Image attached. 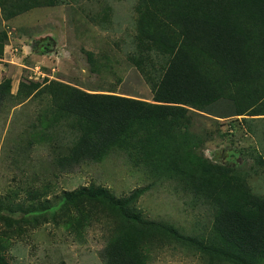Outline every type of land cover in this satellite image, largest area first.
<instances>
[{
	"label": "trees",
	"instance_id": "trees-1",
	"mask_svg": "<svg viewBox=\"0 0 264 264\" xmlns=\"http://www.w3.org/2000/svg\"><path fill=\"white\" fill-rule=\"evenodd\" d=\"M6 2L0 0L7 19L58 4L13 0L8 10ZM135 11L128 60L155 83L152 101L58 80L40 89L38 82L21 80L17 94L41 91L51 101L38 111L27 145L49 143L53 165L65 173L120 152L155 180L197 190L213 207L212 225L206 236L190 238L169 221L143 216L137 200L144 187L115 195L90 184L62 192L66 228L81 236L93 220H109L105 264H148L152 247L165 239L193 241L226 264H264V195L252 192L246 172L195 155L190 138V111L206 112L222 99L234 103V114L264 115V0H137ZM10 88V79L0 80V103L12 95ZM0 264H9L1 253Z\"/></svg>",
	"mask_w": 264,
	"mask_h": 264
},
{
	"label": "rangeland",
	"instance_id": "rangeland-1",
	"mask_svg": "<svg viewBox=\"0 0 264 264\" xmlns=\"http://www.w3.org/2000/svg\"><path fill=\"white\" fill-rule=\"evenodd\" d=\"M50 1L58 4L39 5L8 19V11L0 7V80L10 79L12 94L0 103V241L8 240L0 253L5 262L105 264L101 252L111 233L109 220H93L76 236L61 217L62 192L82 185L102 186L115 195L144 187L137 200L144 217L169 221L193 239L206 236L213 207L192 187L155 180L120 152L65 173L53 165L49 143L28 147L32 123L51 101L41 91L28 98L17 94L21 80L38 82L40 89L58 80L89 92L147 101H152L155 84L128 60L137 0ZM12 5L8 0L5 6L11 10ZM235 112L226 99L206 112L191 110L192 150L210 163L246 172L252 192L264 195V115ZM148 264L226 263L203 253L193 241L165 239L152 247Z\"/></svg>",
	"mask_w": 264,
	"mask_h": 264
},
{
	"label": "water",
	"instance_id": "water-1",
	"mask_svg": "<svg viewBox=\"0 0 264 264\" xmlns=\"http://www.w3.org/2000/svg\"><path fill=\"white\" fill-rule=\"evenodd\" d=\"M48 45H49V43H47V44L44 46V48L46 49Z\"/></svg>",
	"mask_w": 264,
	"mask_h": 264
},
{
	"label": "flooded vegetation",
	"instance_id": "flooded-vegetation-1",
	"mask_svg": "<svg viewBox=\"0 0 264 264\" xmlns=\"http://www.w3.org/2000/svg\"><path fill=\"white\" fill-rule=\"evenodd\" d=\"M49 48V47H48Z\"/></svg>",
	"mask_w": 264,
	"mask_h": 264
}]
</instances>
